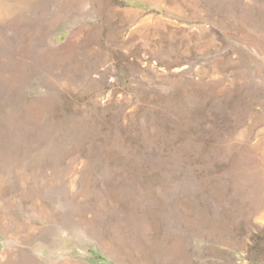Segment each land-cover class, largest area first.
I'll use <instances>...</instances> for the list:
<instances>
[{
	"label": "rangeland",
	"instance_id": "374dc122",
	"mask_svg": "<svg viewBox=\"0 0 264 264\" xmlns=\"http://www.w3.org/2000/svg\"><path fill=\"white\" fill-rule=\"evenodd\" d=\"M0 264H264V0H0Z\"/></svg>",
	"mask_w": 264,
	"mask_h": 264
}]
</instances>
